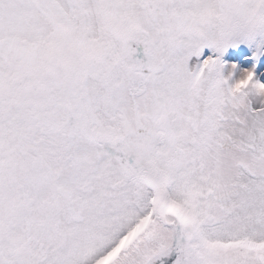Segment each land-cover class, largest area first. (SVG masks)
I'll list each match as a JSON object with an SVG mask.
<instances>
[{
  "label": "snow or ice",
  "instance_id": "6c2138e0",
  "mask_svg": "<svg viewBox=\"0 0 264 264\" xmlns=\"http://www.w3.org/2000/svg\"><path fill=\"white\" fill-rule=\"evenodd\" d=\"M250 9L0 0V264H264V83L188 66Z\"/></svg>",
  "mask_w": 264,
  "mask_h": 264
},
{
  "label": "rangeland",
  "instance_id": "374dc122",
  "mask_svg": "<svg viewBox=\"0 0 264 264\" xmlns=\"http://www.w3.org/2000/svg\"><path fill=\"white\" fill-rule=\"evenodd\" d=\"M262 39H264V37L239 43L235 47L228 46L222 53L217 52L213 47L205 46L199 57L193 56L189 59V69H193L197 64L202 63L204 59L211 56L214 59H219L218 68L220 75L226 78L229 85L235 83L240 75V71L244 69L254 70V81L264 83V55H259L258 57L254 55L256 52V44ZM132 46L136 48L134 58L143 60V45H136L133 43ZM233 65H235V68H233ZM230 70L232 71V76L228 79ZM245 91L248 92L250 96L256 95L255 89H253L251 85ZM174 259L175 254H173L170 259L162 258L161 260H157L155 264H171V260Z\"/></svg>",
  "mask_w": 264,
  "mask_h": 264
},
{
  "label": "clouds",
  "instance_id": "9594fccd",
  "mask_svg": "<svg viewBox=\"0 0 264 264\" xmlns=\"http://www.w3.org/2000/svg\"><path fill=\"white\" fill-rule=\"evenodd\" d=\"M214 23V22H213ZM264 29V15H261L258 9H250L247 13L241 14V16L235 21L231 28L230 38L228 46L235 47L239 43L247 42L249 38L256 35L257 31ZM241 70L237 81H242L247 78V71ZM195 73V68H193ZM232 76V71L229 72L230 79ZM259 95V93H257Z\"/></svg>",
  "mask_w": 264,
  "mask_h": 264
},
{
  "label": "water",
  "instance_id": "95a60500",
  "mask_svg": "<svg viewBox=\"0 0 264 264\" xmlns=\"http://www.w3.org/2000/svg\"><path fill=\"white\" fill-rule=\"evenodd\" d=\"M264 35H257L255 38H260L263 37Z\"/></svg>",
  "mask_w": 264,
  "mask_h": 264
}]
</instances>
